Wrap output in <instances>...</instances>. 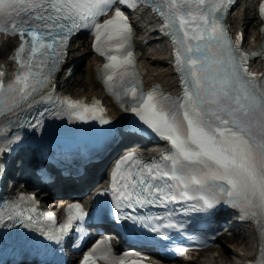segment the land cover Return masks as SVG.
Masks as SVG:
<instances>
[{"label":"snow or ice","instance_id":"1","mask_svg":"<svg viewBox=\"0 0 264 264\" xmlns=\"http://www.w3.org/2000/svg\"><path fill=\"white\" fill-rule=\"evenodd\" d=\"M236 0H0V33L19 38L9 65H0V155L22 137L11 129L21 114L38 102L51 100L54 74L64 63L70 37L92 31L93 48L106 59L98 69L106 90L125 111H131L170 147L159 158L145 160L129 151L114 164L110 188L114 218L131 221L161 238L168 230L184 231L174 212L133 214L150 206L167 208L187 203L185 214L206 212L224 203L251 220L258 234V256L246 264H264V73L251 72L248 62L264 56L241 51L243 34L234 39L225 18ZM144 4L161 19V31L173 42L174 64L180 74L181 94L171 96L154 86L144 91L135 70L132 25L121 6ZM113 14L100 21L109 11ZM264 19V0L259 4ZM264 32V28L261 29ZM56 111L76 120H110L98 100L91 104L57 97ZM41 119L20 127L40 128ZM5 167L0 163V174ZM190 202V203H189ZM38 213L35 195L20 193L0 205V225L11 227L25 214ZM131 209L133 211H126ZM65 218L39 214L51 223L42 234L61 243L72 232L79 248L87 237L90 213L81 202L64 208ZM28 224L33 215L26 217ZM28 224L23 226L27 227ZM177 252L183 248H176ZM135 252L116 254L103 236L84 252L80 264H143Z\"/></svg>","mask_w":264,"mask_h":264},{"label":"bare ground","instance_id":"2","mask_svg":"<svg viewBox=\"0 0 264 264\" xmlns=\"http://www.w3.org/2000/svg\"><path fill=\"white\" fill-rule=\"evenodd\" d=\"M10 44H4L0 47V58L5 55L7 56L8 51L10 49ZM87 49V47H83ZM88 54L91 56V53L88 51ZM95 60V59H94ZM93 62L88 61V65L86 71L84 73V77L81 78L83 85L85 86L83 89L75 90V94H85V93H97V82L94 78V69L93 65H95V61ZM145 63L148 69H151V73H155L158 71V68L162 63H164V57L162 55H158L156 57L152 56L151 51L147 55L145 59ZM166 76L165 73L159 74V77L164 78ZM157 77V76H156ZM249 246V241L243 239L242 241L238 242L237 244H223L220 248H211L206 251H203L204 257L201 260H195L193 263L188 262V259L183 261V264H227L230 262L231 257L236 256L240 257L243 256L245 251ZM247 253V252H246Z\"/></svg>","mask_w":264,"mask_h":264},{"label":"rangeland","instance_id":"3","mask_svg":"<svg viewBox=\"0 0 264 264\" xmlns=\"http://www.w3.org/2000/svg\"><path fill=\"white\" fill-rule=\"evenodd\" d=\"M82 68V67H81ZM81 68L79 69V71H78V73L76 74V75H74V77L71 79V87H72V89H76V88H78L79 86L81 87V85L79 84V85H77L76 83H75V81L77 80V79H80V72H81ZM228 241H227V239L226 238H224V239H222V244H225V243H227Z\"/></svg>","mask_w":264,"mask_h":264}]
</instances>
